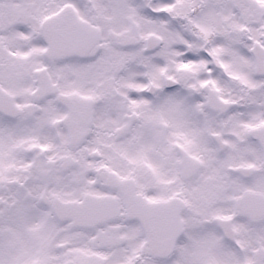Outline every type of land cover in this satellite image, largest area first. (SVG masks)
I'll return each instance as SVG.
<instances>
[{"label":"snow or ice","instance_id":"6c2138e0","mask_svg":"<svg viewBox=\"0 0 264 264\" xmlns=\"http://www.w3.org/2000/svg\"><path fill=\"white\" fill-rule=\"evenodd\" d=\"M0 264H264V0H0Z\"/></svg>","mask_w":264,"mask_h":264}]
</instances>
